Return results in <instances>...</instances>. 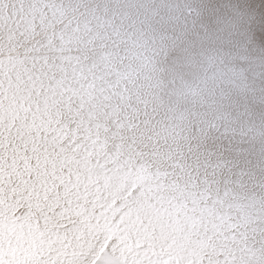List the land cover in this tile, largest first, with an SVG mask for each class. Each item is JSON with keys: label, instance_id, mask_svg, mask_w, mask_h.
<instances>
[{"label": "bare ground", "instance_id": "1", "mask_svg": "<svg viewBox=\"0 0 264 264\" xmlns=\"http://www.w3.org/2000/svg\"><path fill=\"white\" fill-rule=\"evenodd\" d=\"M262 31L264 0H0V264H264Z\"/></svg>", "mask_w": 264, "mask_h": 264}, {"label": "snow or ice", "instance_id": "2", "mask_svg": "<svg viewBox=\"0 0 264 264\" xmlns=\"http://www.w3.org/2000/svg\"><path fill=\"white\" fill-rule=\"evenodd\" d=\"M42 16H46L47 13H44L43 9H41ZM261 40L264 41V31L261 33Z\"/></svg>", "mask_w": 264, "mask_h": 264}]
</instances>
